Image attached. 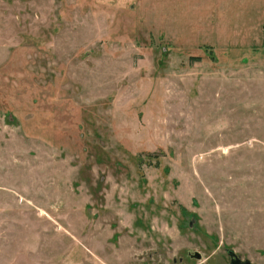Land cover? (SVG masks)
Returning <instances> with one entry per match:
<instances>
[{
    "label": "rangeland",
    "instance_id": "obj_1",
    "mask_svg": "<svg viewBox=\"0 0 264 264\" xmlns=\"http://www.w3.org/2000/svg\"><path fill=\"white\" fill-rule=\"evenodd\" d=\"M0 264H264V0H0Z\"/></svg>",
    "mask_w": 264,
    "mask_h": 264
}]
</instances>
